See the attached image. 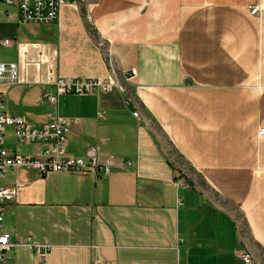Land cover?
<instances>
[{"label": "crops", "instance_id": "obj_1", "mask_svg": "<svg viewBox=\"0 0 264 264\" xmlns=\"http://www.w3.org/2000/svg\"><path fill=\"white\" fill-rule=\"evenodd\" d=\"M261 5L68 3L47 35L24 41L17 9L3 4L1 40L27 45L32 59L44 52L57 77L115 76L123 88L56 105L45 98L56 94L51 85L1 89L8 116L37 127L62 119L70 155L93 147L115 166L104 177L9 171L0 185L17 188L4 211L12 242L51 246L47 264H245L242 252L264 264V12L252 13ZM1 48L0 62L18 59L15 46ZM6 147L44 149L19 144L12 127ZM5 264L39 260L18 247Z\"/></svg>", "mask_w": 264, "mask_h": 264}, {"label": "built area", "instance_id": "obj_2", "mask_svg": "<svg viewBox=\"0 0 264 264\" xmlns=\"http://www.w3.org/2000/svg\"><path fill=\"white\" fill-rule=\"evenodd\" d=\"M91 0H0V4L14 7L18 11L20 24L22 25H54L60 18L63 6L68 3L86 5ZM264 12V6L253 9V15ZM9 15L7 12H4ZM0 46L18 50V59L14 62H0V181L5 178L9 171L25 169L35 171L41 176L52 173L93 175L95 177L109 176L114 172L115 166L102 163L96 155L93 147L89 148L87 157H73L68 153L69 125L59 119L56 123L44 127H37L27 123L22 118L8 116L5 109V100L1 89L25 84L51 85L56 89V94H48L45 98L56 105L58 98L65 95L90 96L122 90L117 77L108 79H73L57 77L54 70L50 68L45 53L38 51L37 59L30 57L27 45L10 40H1ZM55 54V53H54ZM113 64V63H112ZM32 70L36 75L33 76ZM137 75L132 70L126 75L130 81ZM139 118V113H134ZM14 128L16 141L21 145L42 144L44 149L40 156H21L11 154L6 147V135L8 128ZM260 137L264 138V129L260 130ZM131 163H127V167ZM120 165L118 169L124 168ZM17 196L16 187H5L0 185V264H5L7 253L18 247H27L34 251L39 264H47L49 252L52 247L36 244L32 238L13 243L11 236L4 233V211L8 203L15 200ZM241 260L245 264H257L248 252H242Z\"/></svg>", "mask_w": 264, "mask_h": 264}, {"label": "rangeland", "instance_id": "obj_3", "mask_svg": "<svg viewBox=\"0 0 264 264\" xmlns=\"http://www.w3.org/2000/svg\"><path fill=\"white\" fill-rule=\"evenodd\" d=\"M4 7H5V5H4ZM4 7H3V4H0V11H3V9H5ZM6 7H8V6H6ZM1 15L2 14L0 13V24H2L4 22L3 17ZM48 27L49 26H46V25H42V26L41 25H24L21 27V31H22L23 35H25L26 37L22 38L21 40H24V41L39 40L42 35L48 34L46 31V29ZM4 56H7V54L4 53L2 51V48H1V53H0L1 59L5 58Z\"/></svg>", "mask_w": 264, "mask_h": 264}, {"label": "bare ground", "instance_id": "obj_4", "mask_svg": "<svg viewBox=\"0 0 264 264\" xmlns=\"http://www.w3.org/2000/svg\"><path fill=\"white\" fill-rule=\"evenodd\" d=\"M54 87V86H53ZM55 88V87H54ZM25 170V169H24ZM28 171V170H27Z\"/></svg>", "mask_w": 264, "mask_h": 264}]
</instances>
